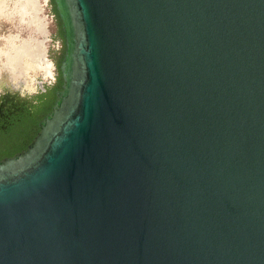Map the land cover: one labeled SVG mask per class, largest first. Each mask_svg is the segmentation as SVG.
Listing matches in <instances>:
<instances>
[{
	"label": "water",
	"instance_id": "water-1",
	"mask_svg": "<svg viewBox=\"0 0 264 264\" xmlns=\"http://www.w3.org/2000/svg\"><path fill=\"white\" fill-rule=\"evenodd\" d=\"M54 2L63 83L0 159V264H264V0Z\"/></svg>",
	"mask_w": 264,
	"mask_h": 264
},
{
	"label": "flooded vegetation",
	"instance_id": "flooded-vegetation-1",
	"mask_svg": "<svg viewBox=\"0 0 264 264\" xmlns=\"http://www.w3.org/2000/svg\"><path fill=\"white\" fill-rule=\"evenodd\" d=\"M6 26L12 32H0V40L7 41L4 48L0 47V60L3 59L4 66L6 62L13 61L14 55L17 56L18 53L21 54L18 60L29 55L31 48L26 42L28 40L45 41L49 63L45 70H41L44 75L40 73L31 79L27 77L28 83L19 82V85L27 87L24 98L20 97L23 101L19 102L13 101L15 93L11 90V80H7V70L0 69V134L6 133L26 107L38 103L52 90L54 93L57 91L55 84L61 76L59 64L65 48L61 20L54 0H0V30ZM12 42L19 44L18 53L13 52Z\"/></svg>",
	"mask_w": 264,
	"mask_h": 264
},
{
	"label": "trees",
	"instance_id": "trees-1",
	"mask_svg": "<svg viewBox=\"0 0 264 264\" xmlns=\"http://www.w3.org/2000/svg\"><path fill=\"white\" fill-rule=\"evenodd\" d=\"M59 58H61V55ZM62 83L63 80L61 76H59L58 81L55 84V90L61 89ZM54 99L55 93L54 90H52L42 97L38 103L33 104L32 106L34 108L32 110L30 109L31 105L26 107L25 111H29L28 114H26L17 124L10 126L6 133L0 134V158L13 155L27 146L39 130L38 121L50 111ZM13 101L18 102L23 100L15 94Z\"/></svg>",
	"mask_w": 264,
	"mask_h": 264
},
{
	"label": "bare ground",
	"instance_id": "bare-ground-1",
	"mask_svg": "<svg viewBox=\"0 0 264 264\" xmlns=\"http://www.w3.org/2000/svg\"><path fill=\"white\" fill-rule=\"evenodd\" d=\"M27 44L29 45V47L31 48L30 50V53L29 55H24L20 58V60H18V57L21 56L18 49V45L19 44H16L15 42H12V47H13V52H16L18 53V55H14V59H17L18 61H15L13 59V61H10V62H6L5 63V66H7L12 73H15L16 70L20 69L19 66L23 65L24 66H28V67H35L36 69H38L39 71L41 70H45V68H47L46 65H48L49 63V60L47 59V57H45L43 55V51L40 52L38 47H39V44L37 41L35 40H28L26 41ZM42 50H44V47L43 46H40ZM47 47V46H46ZM13 55V54H12ZM11 73V74H12Z\"/></svg>",
	"mask_w": 264,
	"mask_h": 264
},
{
	"label": "rangeland",
	"instance_id": "rangeland-1",
	"mask_svg": "<svg viewBox=\"0 0 264 264\" xmlns=\"http://www.w3.org/2000/svg\"><path fill=\"white\" fill-rule=\"evenodd\" d=\"M54 27V26H53ZM0 32H4V33H11L12 32V30L8 27V26H6V27H3L1 30H0ZM7 41L6 40H0V47L1 48H4L5 47V43H6ZM38 42V41H37ZM18 43V42H17ZM44 45L45 46H47V44L46 43H44ZM46 50H47V47H46ZM2 62H3V59H1L0 60V66L2 65ZM41 72V71H40ZM40 72L38 71V73H36L35 75H33V77L35 76H38V75H40ZM42 74H43V72H41ZM44 75V74H43ZM32 77V78H33ZM31 79V78H30ZM30 86V85H29ZM28 86V87H29ZM27 88V87H26ZM26 88H24V86H22V85H19V84H15V88L12 90V92H14L15 94H17L19 97H21V98H24V91H25V89ZM19 102V101H18ZM34 107L31 105V110L33 109ZM28 112L29 111H25V112H20L19 113V115H18V117H17V119H16V121L15 122H13L12 123V125H15V124H17L20 120H22V118L26 115V114H28Z\"/></svg>",
	"mask_w": 264,
	"mask_h": 264
}]
</instances>
